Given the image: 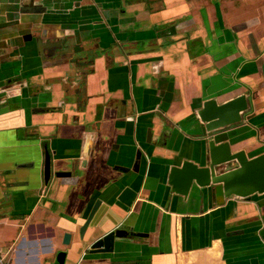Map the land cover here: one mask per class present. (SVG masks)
<instances>
[{"label": "crops", "instance_id": "1", "mask_svg": "<svg viewBox=\"0 0 264 264\" xmlns=\"http://www.w3.org/2000/svg\"><path fill=\"white\" fill-rule=\"evenodd\" d=\"M0 22L1 256L264 264V193L183 196L167 182L204 153L197 110L209 98L246 94L226 131L264 152V0H0ZM125 187L137 191L129 206ZM115 229L126 234L113 251H89Z\"/></svg>", "mask_w": 264, "mask_h": 264}, {"label": "water", "instance_id": "2", "mask_svg": "<svg viewBox=\"0 0 264 264\" xmlns=\"http://www.w3.org/2000/svg\"><path fill=\"white\" fill-rule=\"evenodd\" d=\"M5 23L0 22V27ZM249 98L246 94L234 96L226 101L209 98L197 110L200 122L198 141L204 146V153L200 150L198 160L185 158L181 165L170 168L167 182L171 190L177 194L188 196L194 187L218 188L224 197L238 196L251 199L254 194L264 193V152L250 154L244 148H238L239 141L232 139L226 131L228 127L237 125L244 120L249 109ZM141 152H138V158ZM138 162H136V166ZM223 167V170H221ZM68 172L59 171L58 176H65ZM51 174V158L46 151L45 176ZM137 196V191L125 187L119 199L126 205H131ZM100 204L96 200L86 221L80 228L83 239L93 216ZM126 231L115 229L106 232L90 244L91 253H106L114 250L116 236H123ZM71 234L67 232L64 243L70 242ZM65 254L58 256V262L64 261Z\"/></svg>", "mask_w": 264, "mask_h": 264}, {"label": "built area", "instance_id": "3", "mask_svg": "<svg viewBox=\"0 0 264 264\" xmlns=\"http://www.w3.org/2000/svg\"><path fill=\"white\" fill-rule=\"evenodd\" d=\"M0 264H12L9 259H6L4 256L0 255Z\"/></svg>", "mask_w": 264, "mask_h": 264}]
</instances>
